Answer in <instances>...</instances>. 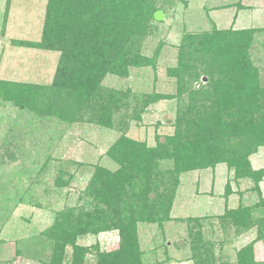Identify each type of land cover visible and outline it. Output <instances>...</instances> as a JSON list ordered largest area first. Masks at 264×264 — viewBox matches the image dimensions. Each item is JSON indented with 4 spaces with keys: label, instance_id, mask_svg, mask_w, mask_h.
<instances>
[{
    "label": "rangeland",
    "instance_id": "rangeland-1",
    "mask_svg": "<svg viewBox=\"0 0 264 264\" xmlns=\"http://www.w3.org/2000/svg\"><path fill=\"white\" fill-rule=\"evenodd\" d=\"M48 2L0 0V264H42L50 259L53 248L41 239V234L60 213L91 208L88 193L96 171L103 169L114 174L121 169L110 153L126 127L129 126L126 135L146 142L150 149L157 148L159 138H175L176 122L191 104L187 96L179 100L176 76L185 60L180 55L181 47L188 41L216 34L214 41H219L220 48L230 49L237 59L233 39L240 37V47L245 48L241 53H247L250 64L249 70H244L237 62L242 70L250 72L242 87L246 102L224 111L222 117L237 111L257 117L264 109V100L258 96L264 91V0H153L154 8L164 13V19L152 20L147 32L129 45L130 55L149 58L152 65L132 66L127 77L108 75L103 81L104 98L119 95L122 104L131 105L114 110L112 126L92 122L100 116L95 105L78 113L74 108L78 104L72 105L76 94L57 82L63 52L39 46L44 37ZM246 30L255 33L218 35ZM235 59L226 61L219 56L218 62L211 53L199 56L201 66H212L213 74L196 68L190 81L192 89L205 96L214 91L209 82L213 78L230 84L231 79L238 78ZM18 85L31 90L18 91ZM153 93L169 99L151 104L142 120L127 125L138 111L133 109L137 99H146L137 96ZM214 96L217 98V93ZM67 104L69 115L64 112ZM202 104L203 101L198 102V108ZM176 147L177 143L169 144L167 152L174 153ZM260 162H264V149ZM174 167L173 160L163 161L160 171L165 174L164 180L170 179ZM227 171L225 165H219L217 170L184 173L163 229L155 224H138L142 247L151 252L146 264H234L238 250L252 243L256 261L264 262V240H257L259 227L238 235L230 220L218 218L227 209L235 210L240 205L238 195L227 200L224 197L228 181L236 190L233 175ZM140 175L145 177L144 173ZM139 181L135 180V192L140 191ZM249 186L245 183L242 187ZM124 194L119 205L125 206ZM204 217H209L208 221ZM200 218H204L203 225L198 222ZM77 243L87 248L98 243L100 252L105 254L120 246L118 232L88 234ZM67 252L70 256V248ZM95 256H87L88 264L97 263Z\"/></svg>",
    "mask_w": 264,
    "mask_h": 264
},
{
    "label": "trees",
    "instance_id": "trees-1",
    "mask_svg": "<svg viewBox=\"0 0 264 264\" xmlns=\"http://www.w3.org/2000/svg\"><path fill=\"white\" fill-rule=\"evenodd\" d=\"M157 11L153 0H49L44 37L39 46L63 52L57 82L76 94L72 105L78 104L79 108L74 107L78 113L95 105L100 116L92 122L112 126L114 110L131 106L129 103L122 104L119 95L109 94L104 98L103 81L108 75L127 77L132 66L152 65L149 58L130 55L129 45L147 32ZM253 33L255 30L226 31L218 35L237 37L243 34L252 36ZM215 35L197 37L196 42L188 41L181 47L183 52L180 55L185 60L176 74L178 97L181 100L187 96L191 104L185 113L181 112L176 122L175 138L171 135L164 137L163 141L159 138L157 148L150 149L148 145L146 147V142L126 135L129 126L122 130L110 153L120 163L121 169L114 174L98 169L89 187L91 208L86 211L84 208H72L60 213L53 225L41 234V239L53 248L50 259L42 264H88L87 256L90 254H96V264H146L147 255L151 252L142 247L138 224H155L163 229L164 222L170 219L181 176L194 171L215 170L219 165L227 167L234 182L248 181L251 184L239 193V207L227 209L218 218L230 220L238 235L259 227L257 240H264V228H261L264 227V198L260 187L264 180V169L255 170L251 163V157L264 148V109L257 117L240 111L222 117L224 111L246 100L242 99L245 96L242 87L245 76L250 75L244 70H249L250 64L247 53H241L245 48L240 47L243 44L240 37L236 41L233 39L238 49L235 55H239L235 59L230 49L220 48L219 41H214ZM210 53L218 62L219 56L226 61L235 59V66L238 67L234 71L238 78L231 79L230 84L225 82L226 85L213 77L209 81L214 86L217 98L215 93L212 94L214 91L205 96L202 91H194L190 82L195 69L204 68L198 60L199 56ZM211 67L204 70H208L209 74ZM17 89L31 90V87L18 85ZM258 96L264 100V91L259 92ZM137 97L146 99H137L138 104L133 109L138 111L127 125H131L130 121L142 120L151 104L169 99L158 93ZM201 101L204 104L198 108L197 103ZM17 103L23 105L20 101ZM64 112L70 114L69 105ZM167 122L170 123L171 119ZM173 143H177V147L171 154L167 148ZM167 159L173 160L175 167L171 173L167 171L172 175L170 179L164 180L165 174L160 169ZM143 173L145 177L140 175ZM135 180H140V191H134ZM161 186L163 188L160 190ZM123 192L126 196L125 206L119 205ZM233 194L232 184L228 181L224 197L227 200ZM245 194L248 195L246 198ZM149 199L153 201L149 203ZM245 202L251 203L247 205ZM255 213V216L261 214L262 217L256 218ZM204 218L208 221L209 217ZM203 219H198V222ZM104 232H118L120 246L117 251L105 254L100 252L98 243L88 248L80 247L77 243L79 238L88 234L98 236ZM69 248L70 256L67 255ZM254 252L253 243L238 250L234 264H264L256 261Z\"/></svg>",
    "mask_w": 264,
    "mask_h": 264
},
{
    "label": "crops",
    "instance_id": "crops-1",
    "mask_svg": "<svg viewBox=\"0 0 264 264\" xmlns=\"http://www.w3.org/2000/svg\"><path fill=\"white\" fill-rule=\"evenodd\" d=\"M262 149H264V148H261L257 154H255V155H253V156L251 157V163H252V166H253V168H254L255 170L264 169V162H263V163L260 162V160H261V150H262ZM216 170H217V168H216ZM227 174H228V171H227ZM227 176H228V175H227ZM245 183H250V182H248V181H240L239 183H236V182H235L236 190H234L233 187H232V190H233V192H234L233 195H238V198H240L239 193H240L241 191H244V190H246L247 188L250 187V186H249V187H247V188H243L242 186L245 185ZM226 184H227V183H226ZM226 184H225V186H226ZM231 184H232V183H231ZM250 184H251V183H250ZM232 186H233V185H232ZM260 187H261L262 195H263V198H264V180H263V182L260 184ZM210 195H211V194H210ZM225 204H226V200H225Z\"/></svg>",
    "mask_w": 264,
    "mask_h": 264
},
{
    "label": "water",
    "instance_id": "water-1",
    "mask_svg": "<svg viewBox=\"0 0 264 264\" xmlns=\"http://www.w3.org/2000/svg\"><path fill=\"white\" fill-rule=\"evenodd\" d=\"M165 15L162 11H157L154 15V19L158 22H161L164 19ZM204 82H207V79H204Z\"/></svg>",
    "mask_w": 264,
    "mask_h": 264
}]
</instances>
